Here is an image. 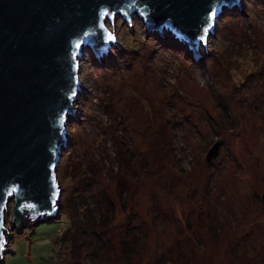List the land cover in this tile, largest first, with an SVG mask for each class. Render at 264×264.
<instances>
[{
  "label": "rangeland",
  "instance_id": "1",
  "mask_svg": "<svg viewBox=\"0 0 264 264\" xmlns=\"http://www.w3.org/2000/svg\"><path fill=\"white\" fill-rule=\"evenodd\" d=\"M238 5L199 59L137 13L105 20L115 40L79 58L60 216L16 229L11 202L0 264H264V0Z\"/></svg>",
  "mask_w": 264,
  "mask_h": 264
},
{
  "label": "water",
  "instance_id": "2",
  "mask_svg": "<svg viewBox=\"0 0 264 264\" xmlns=\"http://www.w3.org/2000/svg\"><path fill=\"white\" fill-rule=\"evenodd\" d=\"M236 3L239 0H0V258L6 250L11 202L10 225L16 229L58 214L62 188L56 170L80 91L79 58L84 48L92 47L98 55L115 40L105 20L120 13L130 22L137 13L149 30H168L187 42L199 59L198 48L206 49L217 17ZM213 8L215 14L209 16ZM219 146L215 141L207 161ZM262 200L264 206V195Z\"/></svg>",
  "mask_w": 264,
  "mask_h": 264
},
{
  "label": "snow or ice",
  "instance_id": "3",
  "mask_svg": "<svg viewBox=\"0 0 264 264\" xmlns=\"http://www.w3.org/2000/svg\"><path fill=\"white\" fill-rule=\"evenodd\" d=\"M105 11H106V10H105ZM215 11H216V9L213 8L212 11L209 13V16L214 15V14H215ZM85 35H87V33H86ZM109 38H112V37L109 36ZM201 38H203V37H201ZM77 43L79 44V42H77ZM53 182L55 183V178H53ZM58 191H59V190L57 189V192H58ZM57 192H54V193H53V196H55V195L57 194Z\"/></svg>",
  "mask_w": 264,
  "mask_h": 264
},
{
  "label": "trees",
  "instance_id": "4",
  "mask_svg": "<svg viewBox=\"0 0 264 264\" xmlns=\"http://www.w3.org/2000/svg\"><path fill=\"white\" fill-rule=\"evenodd\" d=\"M58 214H59V213H58ZM58 214H57V215H58ZM59 216H60V214H59ZM27 225H28V224H27ZM31 226H32V225H30V227H31ZM31 228H32V227H31ZM33 230H34V229H33Z\"/></svg>",
  "mask_w": 264,
  "mask_h": 264
},
{
  "label": "bare ground",
  "instance_id": "5",
  "mask_svg": "<svg viewBox=\"0 0 264 264\" xmlns=\"http://www.w3.org/2000/svg\"><path fill=\"white\" fill-rule=\"evenodd\" d=\"M207 42H209V38H207Z\"/></svg>",
  "mask_w": 264,
  "mask_h": 264
}]
</instances>
